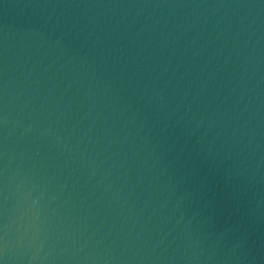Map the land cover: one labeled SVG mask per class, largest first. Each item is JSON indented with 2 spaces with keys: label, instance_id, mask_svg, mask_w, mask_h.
Returning <instances> with one entry per match:
<instances>
[{
  "label": "water",
  "instance_id": "95a60500",
  "mask_svg": "<svg viewBox=\"0 0 264 264\" xmlns=\"http://www.w3.org/2000/svg\"><path fill=\"white\" fill-rule=\"evenodd\" d=\"M0 264H264V0H0Z\"/></svg>",
  "mask_w": 264,
  "mask_h": 264
}]
</instances>
